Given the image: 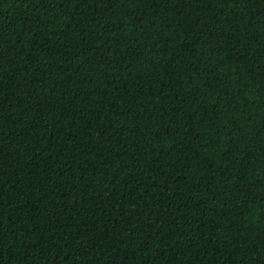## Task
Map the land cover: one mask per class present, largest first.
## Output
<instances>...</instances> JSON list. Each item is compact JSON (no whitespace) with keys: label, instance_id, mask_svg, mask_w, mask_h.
I'll use <instances>...</instances> for the list:
<instances>
[{"label":"trees","instance_id":"1","mask_svg":"<svg viewBox=\"0 0 264 264\" xmlns=\"http://www.w3.org/2000/svg\"><path fill=\"white\" fill-rule=\"evenodd\" d=\"M0 264H264V0H0Z\"/></svg>","mask_w":264,"mask_h":264}]
</instances>
